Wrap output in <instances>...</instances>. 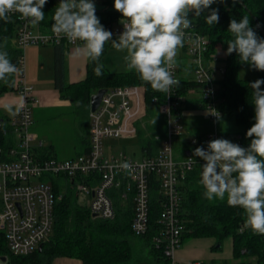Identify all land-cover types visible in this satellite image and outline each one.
Returning <instances> with one entry per match:
<instances>
[{
    "label": "built area",
    "instance_id": "2783aa9c",
    "mask_svg": "<svg viewBox=\"0 0 264 264\" xmlns=\"http://www.w3.org/2000/svg\"><path fill=\"white\" fill-rule=\"evenodd\" d=\"M10 17L18 20L17 42L22 52L17 62L18 84L14 91L22 96L23 102L9 119V124L0 119V133L8 135L13 131L16 137L14 144L0 146V174L3 177L0 182V232L5 235L9 250L16 255H29L49 239L55 206L62 198V194L55 191L53 177L61 176L72 181L79 199L93 215L101 218L113 219L117 214L112 191H119L123 200H132L134 216L131 227L138 236L146 235L150 230L152 186L155 182L159 185L162 210L159 216L161 226L153 242L157 249L163 250L171 264H178L175 252L183 241L180 218L183 194L180 185L190 171L205 163L193 155L194 149L202 146L207 150V142L217 138L239 145L242 141L240 133L224 137L215 129L204 136V143L200 146L193 138L190 141L193 149L192 145L187 146L183 159L174 156V138L184 134L181 119L185 96L178 93L182 58L189 59L192 81L198 86L195 89L201 94L203 106L212 109L213 120L216 122L226 114L225 99L219 94L220 83L215 79L217 68L211 66L218 59L216 51H209L211 39L196 31L193 24L185 30L184 47L178 49L177 67L173 69V76L179 84L174 85L170 93H164L162 100L159 96L153 98L167 124L164 137L155 135L157 149L153 153L136 159L125 150L107 152L108 139L135 138L138 135V122L145 116L147 107L145 85L136 84L107 88L99 107L90 111L89 146L85 153L69 159L51 155L40 157L34 149L33 141L37 138L31 127L33 109L41 99L26 81L23 47L31 43L77 45L81 42H70L52 30L34 32L32 23L21 19L19 13H12ZM105 29L111 31L113 37H119L124 31L122 23L114 26L111 21L106 23ZM219 69L225 72V67ZM38 145L42 146V141ZM189 150L190 154H187ZM123 162L132 165L131 174L120 167ZM246 229L245 221L241 222L240 232ZM250 264H259L256 256L252 257Z\"/></svg>",
    "mask_w": 264,
    "mask_h": 264
},
{
    "label": "trees",
    "instance_id": "16d2710c",
    "mask_svg": "<svg viewBox=\"0 0 264 264\" xmlns=\"http://www.w3.org/2000/svg\"><path fill=\"white\" fill-rule=\"evenodd\" d=\"M56 5L48 0L43 8L45 19L43 25L52 24V16ZM211 8L219 10V22L209 25L205 17L210 9L200 17L189 14L196 31L205 34L211 39L209 51H216L218 43L227 42L232 34L228 32L230 20L239 21L243 16H248L250 26L257 34L264 38L260 29H264V0H217ZM258 20V21H257ZM17 18L10 17L9 22L0 20V50L7 51L8 58L17 67L22 48L17 44ZM260 27L257 28L256 26ZM106 45L104 50L106 49ZM56 86L62 97L71 99L76 105V115L80 119L88 117L91 96L98 89L124 85L143 84L146 88V120L151 132H145L138 124V142L143 155L153 153L157 149L155 135L161 133V127L166 129V119L158 111V104L153 101L155 96L163 99L162 92L155 91L150 84L143 82L134 71H111L100 57L99 63L104 65L101 76H96L93 69L96 64L89 61L87 75L84 79L67 84L65 81L64 49L56 47ZM225 72L219 80V94L223 97L224 108L228 115L234 116L240 125L237 133L242 135V147H248L250 139L246 137L247 130L255 122V108L253 104L254 93L251 87L253 80L239 75L240 67L245 64L239 61L238 55L233 52L225 58ZM248 65V64H247ZM181 71V70H180ZM15 75L8 81H0V94L14 90ZM182 78L178 86V93L186 95L197 84ZM260 79H264V71H259ZM264 90V84H262ZM184 103V102H183ZM144 118V119H145ZM143 119V120H144ZM155 121V123H154ZM147 130V131H149ZM228 134H223L225 137ZM6 136L0 133V146H8ZM201 166L190 171L180 185L183 202L180 211L182 219V240L197 236H216L219 240L227 236L234 239L235 256L241 258L237 264H250L253 256L257 257L259 264H264V236L254 233L251 229L240 232L241 222L245 221V214L240 207H231L227 199L207 200L203 193L205 189L200 184ZM62 178V179H61ZM52 183L55 191L62 194L55 206V218L52 233L43 243L41 251L36 250L29 255H16L12 253L6 242L5 235L0 232V255L7 257L8 264H51L57 256H72L81 258L84 264H171L170 259L155 247L153 237L160 229L159 216L162 210V201L159 195V185L154 182L152 186L151 221L149 233L143 236L135 235L131 223L134 216L132 200L123 201L119 191H112L116 206V216L113 219L94 216L79 199L72 181L61 176L53 177ZM130 201L132 204H129Z\"/></svg>",
    "mask_w": 264,
    "mask_h": 264
},
{
    "label": "clouds",
    "instance_id": "9594fccd",
    "mask_svg": "<svg viewBox=\"0 0 264 264\" xmlns=\"http://www.w3.org/2000/svg\"><path fill=\"white\" fill-rule=\"evenodd\" d=\"M48 0H0V20L10 21V14L19 13L21 19L38 24L45 19L43 11ZM217 0H114V9L122 15L124 31L117 40L106 30L96 15L94 0H60L52 16L51 30L82 46L75 54L96 64V76L103 74L99 63L105 44L125 52L126 71H134L143 82L155 91L170 93L179 81L173 76L177 67L178 49L185 43V30L192 27L189 14L200 17L210 9L205 21L209 25L219 22V10L211 8ZM223 2V0H220ZM257 28L260 26L257 25ZM225 55L235 52L241 63L256 71H264V38L250 26L248 16L239 21L230 20ZM19 69L8 58L7 51L0 50V81H8ZM264 79L251 84L254 98L255 122L247 130L248 147H242L228 139L217 138L194 149L193 155L205 163L201 166L200 184L204 197L211 201L227 199L231 207H240L245 214V226L254 233L264 235ZM218 115V114H216ZM155 123V121H154ZM120 167L127 173L133 171L129 162Z\"/></svg>",
    "mask_w": 264,
    "mask_h": 264
},
{
    "label": "crops",
    "instance_id": "0c3cea01",
    "mask_svg": "<svg viewBox=\"0 0 264 264\" xmlns=\"http://www.w3.org/2000/svg\"><path fill=\"white\" fill-rule=\"evenodd\" d=\"M104 2L105 4H107L109 0H104ZM56 6H58V4H56ZM96 15L98 16L101 24L104 27L106 23L109 21H111L112 24H116V25L121 24L122 15L117 11L109 10L108 7H105L103 11H99L96 8ZM36 25L39 29L38 31L40 32L41 31H51V24L43 25L41 22H39ZM113 38H116V37H112V39ZM41 45H44V46L51 45L53 47L48 48V50L49 49L51 50L50 58H49V52H48L47 62L41 64L39 74L32 75L30 70L28 72V80L30 81V84L35 88L36 93L41 99V103L35 106L33 109V116L36 114V118H37L36 121L34 118L35 124H37L36 122L39 121L40 119L42 121L47 120V124H51L52 122L56 120L58 122L69 121L71 119L70 118L71 115L74 116V123H76L77 121L76 124H78L79 118L76 115L75 103L71 99L62 97L60 90L56 86V79H55L56 47L60 46V47H63L64 49L65 81L67 84L78 82L86 77L88 62L90 60L86 57L78 56L75 54V49L77 47L82 46V44H77V45L41 44ZM105 45L108 47L109 45H112V43L108 42ZM35 48L40 49V47H35ZM226 51L227 50L224 46V43H221V42L218 43L216 45V53L218 54V59L214 62L225 61V58L227 57V55H225ZM179 61H180V58H179ZM180 62H181V74L183 73V76L186 79L192 80L193 72L189 67L190 65L189 59L186 58L184 60L182 58ZM212 64L211 66H213ZM222 75L223 73L221 72V77ZM17 84H18V77L17 75H15L14 85L16 86ZM21 102H23L22 96L18 94L17 92H15L13 89L5 91L0 94V119L3 120L5 124H9V119L14 116L15 111L17 110ZM188 108L192 110H199L201 108L202 109L204 108L203 102L201 100V94L195 88L191 89L185 95V99L183 103V110L188 109ZM90 111H91V104L89 106L88 117L84 118L85 119L84 124H89L88 125V136L86 139L84 138L85 142L83 141V138H82V141L81 139L78 140V142L76 143V148H77L76 151H74L73 153H70L69 155H67V157L60 158V159L74 158L77 155L85 153L88 150V146H89L88 138H89V129H90ZM145 116L138 122V124L142 123V120L145 118ZM192 116L196 117L194 114H192ZM190 120L193 121L191 124H197L195 120L193 119H190ZM192 128H193V131L190 132L191 130H188L183 125V131H184L183 135H185L186 132L188 134L193 133L190 136L191 139L189 140V142L193 138H196L198 142L197 146H200L201 144L204 143L203 142L204 136L206 135L207 132L200 129L202 131L201 132L199 128H196V127H192ZM31 130L36 135V138H37L36 140L33 141V143H34V149L39 154V156L45 157V156L51 155V156L59 158L57 155L56 147L54 145L45 144L44 140L39 135V132L33 129L32 127H31ZM4 136H6L5 141L7 145H12L15 143L16 137L13 131H10L8 135H4ZM194 136H198V138ZM122 139L126 140V139H132V138H122ZM135 139L138 141V137H135ZM40 141H42V146L38 145ZM113 146L114 144L108 143L107 144L108 151L112 152ZM123 146L124 148L121 150L127 151L125 149V145ZM191 148L193 149V147ZM123 201H129V200H123ZM129 204H132V202L130 201ZM0 207H1V194H0ZM225 240L224 241L219 240L216 236H197V237H190V238L184 239L182 241L180 248L176 250L174 258L178 264H194L195 262L196 263L199 262V264H237L241 260V258H236L235 256L234 239L232 236H229ZM51 264H84V262L81 258H78V257L57 256L53 259Z\"/></svg>",
    "mask_w": 264,
    "mask_h": 264
},
{
    "label": "rangeland",
    "instance_id": "374dc122",
    "mask_svg": "<svg viewBox=\"0 0 264 264\" xmlns=\"http://www.w3.org/2000/svg\"><path fill=\"white\" fill-rule=\"evenodd\" d=\"M53 4H59L60 2L58 0H52ZM94 3L96 5V8L99 11H103L105 7H108L109 10L111 11H116L114 9V0H109L107 4H105L104 0H94ZM114 26L116 24H113ZM33 26V31L37 32L39 29L36 24H32ZM118 38H113V40H117ZM35 47H40V49H37ZM53 46L51 45H41V43H31L25 47H23V53H24V60H25V78L28 84H30V81L28 80V72L29 70L31 71L32 75H38L40 72V66L42 63L47 62L48 58V52H49V58H50V52L51 50L48 48H51ZM125 55V52L118 51L116 50L112 45H109L106 47L104 50V53L102 55V61L104 65L111 71H124L125 70V64L123 61V56ZM213 67L217 68V72L215 74V79L219 80L221 77V71L219 68L225 66L224 61H217L213 62ZM239 75L243 78H250L254 81L257 79H260L259 71H256L252 69L249 65L243 64L240 69H239ZM143 85V84H139ZM35 89V88H34ZM261 90L262 89V84H261ZM196 93V92H194ZM146 107H147V99H146ZM218 108L220 109V105L218 104ZM212 109L204 107L203 109L199 110H192L190 108L185 109L182 111V125H184L188 130H191L190 132L193 131L192 127L199 128V130H204L208 134L209 132L214 131L215 129L219 133H224V134H234L236 133L240 125L237 122L236 118L234 116H229L227 113L219 118L216 122L212 118ZM192 114H194L196 117H193ZM35 121H36V114L34 115ZM77 117V116H76ZM69 121H60L58 122L57 120L52 122L51 124H47L46 121H42L41 119L37 121L35 124L32 125V128L37 130L39 132V135L41 138L44 140L45 144L48 145H54L57 149V155L60 158H65L67 155L70 153H73L76 151V143L78 140L83 138V141L85 142V139L88 136V125L89 124H84L85 119H78V124L77 121L74 123V116H70ZM195 118V119H194ZM190 119H193L197 122V124H191L193 121ZM142 120V123L139 124L142 126L145 132L151 133L153 131H150L148 126L151 124H147V121ZM80 123V124H79ZM190 123V124H189ZM164 127H161V133L163 135H166L167 133V124H166V129H165V124ZM149 130V131H147ZM200 130V131H201ZM202 132V131H201ZM139 133V131H138ZM193 134V133H192ZM191 133L188 134L186 132L185 135H180L176 136L174 138V143H173V151H174V156L176 159H183L185 156V150L187 146H190L189 140L191 139ZM197 137L198 136H194ZM85 138V139H84ZM112 143L114 144L113 146V151L114 153L119 152V150L123 149L125 145V149L127 152L132 155L136 159H141L143 157L142 149L140 143L135 139H122V138H110L107 140V144ZM193 147V145H192ZM195 147V146H194ZM107 152L108 149H107ZM49 178L50 177H45ZM56 178V177H55ZM3 181V177L0 174V182ZM229 236L223 238L222 240L224 241L226 238ZM226 241V240H225ZM0 264H8L7 260L4 261L2 259V256L0 255Z\"/></svg>",
    "mask_w": 264,
    "mask_h": 264
},
{
    "label": "water",
    "instance_id": "95a60500",
    "mask_svg": "<svg viewBox=\"0 0 264 264\" xmlns=\"http://www.w3.org/2000/svg\"><path fill=\"white\" fill-rule=\"evenodd\" d=\"M239 1H241V0H239ZM260 29H261V31H262V33L264 35V29L262 27H260ZM106 91H107V88L102 87V88L98 89L95 93L92 94V96H91V102H90V104H91V111H94V110H96L99 107V105L101 104L103 95L105 94ZM187 154H190V151H187ZM42 248H43V243L40 244L38 250L41 251ZM2 259L4 261H6L7 260V257L6 256H3Z\"/></svg>",
    "mask_w": 264,
    "mask_h": 264
}]
</instances>
